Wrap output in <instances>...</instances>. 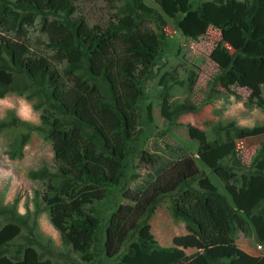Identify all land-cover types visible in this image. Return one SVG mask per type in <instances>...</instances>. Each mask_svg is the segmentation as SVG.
<instances>
[{"label": "trees", "instance_id": "1", "mask_svg": "<svg viewBox=\"0 0 264 264\" xmlns=\"http://www.w3.org/2000/svg\"><path fill=\"white\" fill-rule=\"evenodd\" d=\"M77 1L0 0V99L14 93L42 110L39 125L9 111L0 120V133L22 130L8 145L12 160L23 156L31 133L50 141L55 172L42 166L28 177L40 181L38 195L64 247L57 251L51 240L42 243L37 237L38 207L30 220L28 213L17 211V201L0 203V264H264V255H249L234 241L237 229L245 236L254 232L264 247V138L251 171L242 170L236 149L237 141L264 137V124L243 127L229 120L213 127L212 140L197 146L198 159L225 193L185 156L164 164L153 180L126 194L127 181L139 177L129 174L135 156L151 165L161 161L139 148L142 136L154 130L151 104L142 118L139 110L146 100L144 84L165 67L157 62L168 39L166 22L143 0H107L109 10H115L111 19L90 26L77 12ZM154 2L183 37L195 42L209 28L238 30L241 44L234 51L218 43L210 53L218 73L207 102L218 86L230 93L239 84L253 98L243 107L264 111L258 103L264 92V0L241 3L228 23V0L195 8L191 0ZM36 26L38 35L31 38ZM194 78L190 73V89ZM159 85V114L168 124L196 111L171 102L173 86H184L176 70L165 73ZM166 149L181 151L169 142H164ZM119 193L131 203L119 204ZM166 197L171 216L187 232L174 236L171 246H161L149 224ZM187 249L195 252L186 254Z\"/></svg>", "mask_w": 264, "mask_h": 264}, {"label": "rangeland", "instance_id": "2", "mask_svg": "<svg viewBox=\"0 0 264 264\" xmlns=\"http://www.w3.org/2000/svg\"><path fill=\"white\" fill-rule=\"evenodd\" d=\"M206 1L212 0H191L194 8ZM228 1L226 3L227 23L241 9L242 5H239L249 0ZM143 2L163 17L166 22L164 29L168 36L161 47V60L157 62V65L165 63V67L157 71L158 66H156L157 75L144 84L146 100L139 110L142 118L146 105L151 104L154 126L153 133L146 134V137L142 136L139 148L151 155H159L161 161L158 164L151 165L145 163L139 156H135L130 163L131 170L129 174H135L139 177L127 181L126 194L133 195L137 188L153 180L156 177L155 172L160 170L164 164L169 166L185 156L192 157L196 166L206 172L211 182L220 192L225 193L222 182L198 159L196 149L200 143L214 138L213 127L217 124L229 120H235L237 125L243 127L264 124V111L262 109L247 110L243 107L253 98L250 92L239 84L232 86L230 93L218 86V92L207 102L209 87L214 76L218 73V67L210 59V53L218 43H222L230 51H234L241 44L240 32L235 29L217 31L209 28L206 34L195 42L181 35L180 31L175 28L172 19L161 11L154 0H143ZM116 5L121 7L123 3L119 2ZM75 6L77 12L85 16L90 26L105 24L111 19V14L115 12V10H109L107 0H79ZM150 27L159 33L153 23L150 24ZM37 28L38 26L35 30H30L31 38L38 35ZM173 70L177 71L178 78L184 82V86H173L170 92L171 102L173 104L186 103L193 106L196 111L180 116L174 124L170 125L159 114L158 105L160 100L158 92L161 89L159 82L162 76ZM190 73L195 75L194 86L191 89L189 88ZM262 96V100L258 102L260 105H264V92ZM22 100L31 108L30 112L25 110L23 116L18 115L21 111ZM33 105L34 101H27L24 97L9 93L0 99V120L4 119L9 111H13L19 119L31 125H39L42 110L33 109ZM21 132V129H8L0 133V203L10 206L17 201V211L20 214L28 213L30 220L33 218L35 208L38 207L40 212L36 216L35 228L37 237L42 243L51 240L52 247L62 252L64 247L59 233L52 225L49 212L38 195L40 181L28 177L30 171L37 170L42 166H46L49 170L55 172L52 163L51 143L43 137V134L35 131L31 133L30 141L23 149V156L19 159H9L6 154L8 145ZM263 138V136H259L236 142L237 159L240 161L243 171L254 169L251 164ZM164 142L179 147L182 152L172 153L170 150H163ZM230 160L227 161L228 164H231ZM236 172L239 175L241 174L239 171ZM123 193L117 195L119 204L131 203ZM170 209L171 200L166 197L159 204L149 222L150 232L161 246H171L174 236L187 233L184 223L173 219ZM0 223H3L1 217ZM20 241V239L16 240L17 243ZM234 241L238 248L249 255L259 254L261 256L264 253V248L263 250L259 248L260 243L254 232L245 236L237 229L234 233ZM194 252L195 249L186 250L187 254ZM71 257L82 263L76 255L71 254Z\"/></svg>", "mask_w": 264, "mask_h": 264}, {"label": "clouds", "instance_id": "3", "mask_svg": "<svg viewBox=\"0 0 264 264\" xmlns=\"http://www.w3.org/2000/svg\"><path fill=\"white\" fill-rule=\"evenodd\" d=\"M21 105H22V107H21V111L18 113V115H21V116H23V113H24V111L25 110H27V111H31V108H30V106L29 105H27V103L25 102V101H21ZM259 248H261L262 250H263V246L260 244V247ZM245 252V251H244ZM248 254V253H247ZM262 255V254H261ZM259 257V256H258Z\"/></svg>", "mask_w": 264, "mask_h": 264}, {"label": "crops", "instance_id": "4", "mask_svg": "<svg viewBox=\"0 0 264 264\" xmlns=\"http://www.w3.org/2000/svg\"><path fill=\"white\" fill-rule=\"evenodd\" d=\"M188 250V249H187ZM184 252L186 253V250H184ZM187 254V253H186ZM262 255H264V253H262ZM261 255V256H262ZM252 256H254V255H252ZM258 256H260L259 254H255V257H258Z\"/></svg>", "mask_w": 264, "mask_h": 264}]
</instances>
